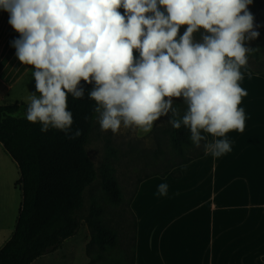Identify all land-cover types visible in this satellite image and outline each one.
I'll return each instance as SVG.
<instances>
[{"label":"clouds","instance_id":"9594fccd","mask_svg":"<svg viewBox=\"0 0 264 264\" xmlns=\"http://www.w3.org/2000/svg\"><path fill=\"white\" fill-rule=\"evenodd\" d=\"M252 0H0L9 25L19 34L11 42L22 65L33 67L36 92L24 118L40 131L72 130L69 95L85 97L92 85L102 132L123 127L150 133L169 117L174 129L221 158L232 151L227 134L243 133L246 113L239 107L247 91L241 71L260 33L248 10ZM124 10L122 15L119 9ZM186 26L182 35L180 28ZM201 29L203 31H201ZM199 35V40L194 36ZM134 50L138 57H134ZM175 98V99H174ZM175 100L186 106L182 116ZM209 136L211 139H209ZM168 185L157 188L166 196Z\"/></svg>","mask_w":264,"mask_h":264},{"label":"crops","instance_id":"0c3cea01","mask_svg":"<svg viewBox=\"0 0 264 264\" xmlns=\"http://www.w3.org/2000/svg\"><path fill=\"white\" fill-rule=\"evenodd\" d=\"M8 18L0 11V105H28L36 92L34 69L16 59L11 42L19 34ZM241 71L240 86L248 93L239 105L246 113L243 133L227 134L232 151L221 158L204 151L182 165L180 178L155 176L149 207L151 242L143 247L142 263L138 226L135 264H264V73L248 64ZM19 111L24 117L23 106ZM0 160L10 178L8 191L20 192L15 187L19 170L1 143ZM162 183L168 185L167 195L157 196ZM139 198L137 193L133 205ZM7 208L6 220L0 222V248L11 239L18 217L15 213L10 224V205Z\"/></svg>","mask_w":264,"mask_h":264},{"label":"trees","instance_id":"16d2710c","mask_svg":"<svg viewBox=\"0 0 264 264\" xmlns=\"http://www.w3.org/2000/svg\"><path fill=\"white\" fill-rule=\"evenodd\" d=\"M119 11L124 14L122 8ZM247 64L254 72L264 73L261 64H251L249 56ZM81 84L85 97L76 100L69 95L67 101L68 110L73 113V132L82 130V135L76 139L51 129L42 133L39 123L31 124L24 117L16 116L22 106L26 113L27 104L0 105V143L17 165L20 178L15 187L22 192L14 233L0 248V264H33L59 249L81 228L79 211L84 205V193L97 178L86 148L96 119L95 102L87 97L92 85L84 81ZM189 137L190 132L184 127L170 130L171 144L180 155L192 144ZM204 151L203 147L181 165L202 157ZM172 171L160 176L170 173L174 178L181 177L180 171ZM102 188L114 205L121 204L120 188L109 169L103 172ZM101 218L102 209L94 205L87 221L91 230L86 249L90 264H135L136 237L128 251L121 250L123 258L107 259L108 252L119 248L118 237Z\"/></svg>","mask_w":264,"mask_h":264},{"label":"rangeland","instance_id":"374dc122","mask_svg":"<svg viewBox=\"0 0 264 264\" xmlns=\"http://www.w3.org/2000/svg\"><path fill=\"white\" fill-rule=\"evenodd\" d=\"M248 10L255 17V24L259 26L256 30L260 33L256 40L249 42L248 46L253 49L248 55L249 61L256 66L261 64L264 69V0H252ZM185 28L186 26L180 28V35L183 34ZM201 31L203 30L201 29ZM194 36L199 40L198 34L194 33ZM133 55L138 57L135 50ZM173 107L178 110L180 116L186 109L181 100H175ZM23 115L20 111L17 114L18 117ZM170 116L171 113L168 117L162 116L158 121H155L152 131L147 134L123 127L116 134L111 131L102 132L95 119L86 148L95 165L97 178L84 193V205L79 211L81 228L75 236L64 241L59 249L37 259L33 264H90L86 249L91 239V230L87 221L91 218L94 205L102 209V221L111 227L118 237L119 248L108 252L107 259L123 258V253L128 251V246L136 237L139 226L141 228L139 233L140 262L143 263L146 254L143 247L151 242L152 228L149 207L152 205L153 198L152 185L158 179L155 176L164 179L165 177L160 175L172 170V172H181V164L196 156L203 148V142L199 148L191 144L186 146L184 154L180 155L171 144L170 130L172 126L168 123ZM1 163L0 222L6 220L7 207L10 205L7 220L11 224L14 214L19 212L22 193L20 188H16L20 192L17 190L16 193L8 191L10 178L6 168L4 169V164ZM106 169L110 170L120 188L122 198L120 205H114L102 188V175ZM137 193H140V200L133 205L132 199ZM7 195L10 199L9 203Z\"/></svg>","mask_w":264,"mask_h":264}]
</instances>
